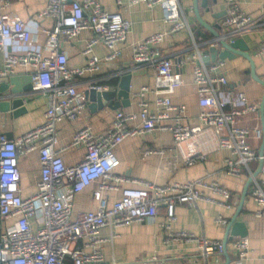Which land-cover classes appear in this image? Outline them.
<instances>
[{"label":"built area","instance_id":"built-area-1","mask_svg":"<svg viewBox=\"0 0 264 264\" xmlns=\"http://www.w3.org/2000/svg\"><path fill=\"white\" fill-rule=\"evenodd\" d=\"M138 1L148 8L158 6L162 21L169 25L167 32L152 34L131 45L132 63L152 68L153 86L141 87L133 93L137 111H117L104 133L94 134L85 127L73 135L69 147L85 149L83 160L75 166H66L59 156L61 150L55 149L56 126L62 121L74 122L80 118L87 99L84 92L76 89L75 80L97 72L101 62L118 58L116 44L126 40L131 23L118 13L106 12L98 0H46L37 19H52L54 27L44 32L42 48L36 46L29 27L18 16L0 14V54L3 56L0 78L14 75L18 68L28 69L31 91L43 93L47 98L42 124L14 140L0 135V218L14 220L8 226L0 225V264H105L99 230H113L134 222H153L160 207H164V215L157 225L166 243L194 244L204 259L222 255L220 241L172 229L177 220L176 204L194 206L198 201L216 202L205 195V191L219 197L221 200L217 203L222 208L233 207L231 193L216 181L198 179L157 186L133 180L131 182L140 187L121 189L120 198L107 206L103 194L119 191V184L129 182L112 173L119 164L113 150L127 138L152 131L168 132L185 166L204 160L208 154L226 150L231 155L224 160L228 176L240 178L242 169L248 170L250 162L259 160L262 161L259 174L264 176V148L259 156L250 144V140L262 141V130H250L240 125L241 118L247 115L259 118L258 106L251 104L242 91L230 87L222 73L224 60H216L207 66L202 63L199 47L180 11L179 0H133L132 3ZM240 1L221 0L225 14L220 22L223 30L220 36L226 42H234L256 25L240 11ZM6 7L7 3L0 0V10ZM85 30L93 33L83 51L84 55H90L87 64L68 69L67 57L59 49L58 38L62 36L69 40ZM180 31L188 32L192 55L186 60L163 57L159 45L165 35ZM210 43L206 45L218 47L217 43ZM14 44L23 46L24 50H12L10 47ZM97 44L108 50L102 61L92 55ZM44 50L47 56H44ZM261 56H264V42L254 50V58ZM186 65L191 66L199 107L192 124L187 122L185 107L171 101V95L182 86ZM89 89L108 90L101 86H90ZM149 95L153 96V113L149 111ZM31 152L38 154L40 179L36 193L22 198L17 159L19 154ZM163 154V150L144 152V155ZM96 181H99L93 193L96 210L79 213L72 219L74 196ZM252 182L254 185L249 194L256 207L253 216L262 221L264 232V191L255 178ZM214 222L228 223L220 215ZM78 241H83L81 248L75 247ZM230 246L234 252L233 264H245L250 252L249 239L235 237Z\"/></svg>","mask_w":264,"mask_h":264},{"label":"crops","instance_id":"crops-1","mask_svg":"<svg viewBox=\"0 0 264 264\" xmlns=\"http://www.w3.org/2000/svg\"><path fill=\"white\" fill-rule=\"evenodd\" d=\"M7 7L0 10V14H15L30 29L35 44L42 47L44 32L51 31L54 27L52 19H37V14L46 6V0H4ZM81 1V0H72ZM102 8L108 13H118L123 19L131 23L130 32L124 42L117 43L119 51L117 59L111 62H101L99 70L77 78L74 82L79 92H85L90 86L107 87V91H118L121 79L129 77V99L127 107H120L112 110L107 107L98 109L89 108L87 103L80 118L74 122L62 121L56 126L55 149L61 150L59 156L66 166H75L80 163L85 155V149L70 148L69 144L73 135L80 129L89 127L92 133L102 134L110 126L117 111L124 113L137 111V106L132 100V94L141 87H152L154 83V72L152 68L145 65H134L131 60V45L141 42L148 36L167 32L169 25L162 21V14L158 6L148 8L142 1L132 3L133 0H98ZM209 12L201 7V0H198V10L202 20L209 26L220 27L221 18L216 20L212 14L224 11L221 0H206ZM180 11L189 24L190 31L201 54H208L207 42L213 39L212 34L202 27L196 20L193 12V0H179ZM239 9L248 15L255 27L248 30L238 39H242L250 57L254 63L256 76L264 82V56L254 58V50L264 42V0H241ZM222 34V28L215 30ZM93 37L91 31H82L77 37L65 39L60 36L59 49L66 54L68 69L81 68L87 64L90 55H84L83 51L87 41ZM15 51H22L21 45H11ZM43 48V47H42ZM9 51V48H7ZM159 51L163 57L173 60H186L192 55V42L187 31H180L174 34L165 35L159 45ZM44 56L48 53L44 50ZM108 54V50L101 44L93 47L92 55L99 60ZM3 56L0 54V70L2 69ZM225 66L222 73L225 74L230 87L242 91L251 104L260 105L264 87L253 81L250 75V65L247 60L237 56L232 60H224ZM28 69L18 68L16 76L25 77ZM182 86L171 95L172 104L184 106L186 109L187 122L195 123L199 112L197 97L192 82L191 66L186 65L182 72ZM0 95V103L5 99ZM6 101V100H5ZM150 102L149 111L155 112L153 96H148ZM47 98L40 92H26L24 95L23 108L25 111L20 115H14L9 108L7 111L0 106V135L6 138L9 136L14 140L28 131L42 124L46 110ZM117 102V98H114ZM240 125L248 129L262 128L259 118L247 115L240 120ZM9 140V139H8ZM251 146L258 152L261 142L250 140ZM147 150H163V155H144ZM113 154L119 161L113 174L122 176L129 180L119 184V191L105 192L103 198L107 206L120 198V190L124 188H139L140 186L131 181L149 182L157 186H165L175 182L185 183L187 181L203 179L206 182L216 181L231 193V209H224L218 205L221 199L205 191V195L214 198L216 202L208 203L198 201L194 206L187 204H176V222L172 229L174 231H185L193 233L198 237L208 240L223 242L226 226L234 217L243 188L250 177L258 168V161L248 164V170L242 169L240 178L228 176L224 160L231 158L226 150L208 154L204 160L188 167L183 164L179 152L174 148L171 135L168 132L152 131L141 136L125 139L120 145L114 148ZM19 172L20 196L27 198L37 191V183L40 179V164L37 152L19 154L17 159ZM256 182L264 191V176L258 174ZM99 181L92 183L88 188L76 194L73 199L72 219L79 213L92 212L96 210L97 203L93 193L97 189ZM253 182L248 186L246 197L242 208L236 216V222L244 224L247 238L250 243V252L245 264H264V232L262 221L256 219L253 213L256 209L250 197V190ZM164 207L159 208V214L153 221L134 222L126 226L110 230L102 228L98 237L103 240L102 255L105 264L115 262L116 264H226L223 255H212L207 259L200 256L194 244H173L166 243L165 236L160 231L158 223L163 220ZM222 216L228 221L227 224L215 223L214 219ZM13 219L3 221L0 218V225H10ZM235 238V237H234ZM232 241V240H231ZM227 241L226 250L230 258L228 264H233L234 252ZM83 241L75 243V247L81 248Z\"/></svg>","mask_w":264,"mask_h":264},{"label":"water","instance_id":"water-1","mask_svg":"<svg viewBox=\"0 0 264 264\" xmlns=\"http://www.w3.org/2000/svg\"><path fill=\"white\" fill-rule=\"evenodd\" d=\"M70 2L72 0H69ZM201 7L205 9V12H209V8L207 7L206 0H201ZM193 12L197 22L207 29L213 36L210 44H218V47L210 46L208 50V54H201V61L204 65H209L214 63L216 60H232L237 56L244 58L249 62L250 65V75L253 81L261 84L264 87V82L260 80L254 71V63L252 58L248 53V48L245 42L242 39H236L234 42H226L221 38L220 34H218L215 30H219L220 27L215 25L213 27L207 25L201 18L198 10V0H193ZM225 12L222 11L220 13L212 14L211 17L219 20L224 16ZM31 91V77L29 75L21 78L16 75L1 77L0 78V95L5 97L0 106L4 109L3 111L9 110L11 108L14 111V115L22 114L25 109L23 108L24 95L26 92ZM85 97L87 99V103H89V108L94 109V107L98 109H102L107 107L112 110L119 109L120 107H127L130 104L129 99V77L125 76L121 79V83L119 85L118 91H102L97 92L93 89H88L84 92ZM114 98H117V102H114ZM258 116L261 122V130H262V141L258 151V155L261 156L264 148V93L258 107ZM7 139H11L7 136ZM258 168L255 173H253L247 180L243 191L240 196V201L238 203L236 213L234 217L230 220V222L226 226L225 238L222 242L223 244V253L222 255L226 259V264L230 262V258L228 256L226 250L227 241H231L234 237H246L247 232L244 228V224L236 222V216L240 212L242 205L244 203L247 189L252 179H254L261 170L262 161H258Z\"/></svg>","mask_w":264,"mask_h":264}]
</instances>
